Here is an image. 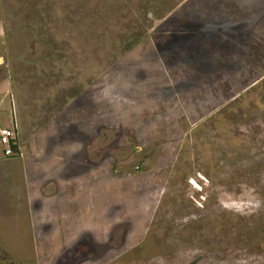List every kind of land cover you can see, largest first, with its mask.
Instances as JSON below:
<instances>
[{
	"label": "rangeland",
	"instance_id": "rangeland-1",
	"mask_svg": "<svg viewBox=\"0 0 264 264\" xmlns=\"http://www.w3.org/2000/svg\"><path fill=\"white\" fill-rule=\"evenodd\" d=\"M0 59V264H264V0H0Z\"/></svg>",
	"mask_w": 264,
	"mask_h": 264
},
{
	"label": "clouds",
	"instance_id": "clouds-1",
	"mask_svg": "<svg viewBox=\"0 0 264 264\" xmlns=\"http://www.w3.org/2000/svg\"><path fill=\"white\" fill-rule=\"evenodd\" d=\"M16 127V126H15ZM4 128H10L12 130H14L12 127L8 126V127H4ZM1 129L3 128H0V133H1ZM15 131V130H14ZM16 132V131H15ZM1 135V134H0ZM16 135V134H15ZM0 143L3 144V154L2 156L3 157H13L14 155H16V153L19 152L20 150V147H18L17 149V141H16V136L14 139H11V141L9 143H4L2 140H1V136H0ZM9 149V151H7ZM20 153V152H19Z\"/></svg>",
	"mask_w": 264,
	"mask_h": 264
},
{
	"label": "built area",
	"instance_id": "built-area-1",
	"mask_svg": "<svg viewBox=\"0 0 264 264\" xmlns=\"http://www.w3.org/2000/svg\"><path fill=\"white\" fill-rule=\"evenodd\" d=\"M1 140L4 142V143H9L11 141V139H14L15 138V134L16 132L10 128H3L1 129ZM9 151V149L7 150Z\"/></svg>",
	"mask_w": 264,
	"mask_h": 264
},
{
	"label": "bare ground",
	"instance_id": "bare-ground-1",
	"mask_svg": "<svg viewBox=\"0 0 264 264\" xmlns=\"http://www.w3.org/2000/svg\"><path fill=\"white\" fill-rule=\"evenodd\" d=\"M1 60V59H0Z\"/></svg>",
	"mask_w": 264,
	"mask_h": 264
}]
</instances>
